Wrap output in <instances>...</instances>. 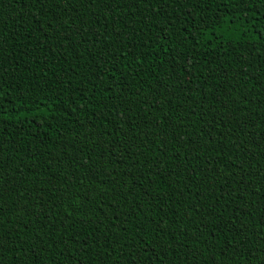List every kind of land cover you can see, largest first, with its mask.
Returning a JSON list of instances; mask_svg holds the SVG:
<instances>
[{
  "label": "trees",
  "instance_id": "trees-1",
  "mask_svg": "<svg viewBox=\"0 0 264 264\" xmlns=\"http://www.w3.org/2000/svg\"><path fill=\"white\" fill-rule=\"evenodd\" d=\"M0 264H264V0H0Z\"/></svg>",
  "mask_w": 264,
  "mask_h": 264
}]
</instances>
